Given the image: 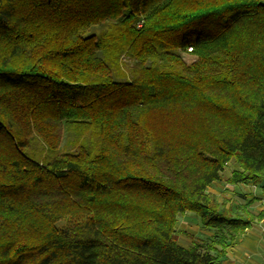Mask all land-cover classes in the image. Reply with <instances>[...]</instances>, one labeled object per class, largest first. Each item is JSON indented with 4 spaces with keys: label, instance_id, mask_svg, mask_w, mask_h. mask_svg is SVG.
Here are the masks:
<instances>
[{
    "label": "trees",
    "instance_id": "1",
    "mask_svg": "<svg viewBox=\"0 0 264 264\" xmlns=\"http://www.w3.org/2000/svg\"><path fill=\"white\" fill-rule=\"evenodd\" d=\"M230 162L264 182V0H0V264H222Z\"/></svg>",
    "mask_w": 264,
    "mask_h": 264
},
{
    "label": "rangeland",
    "instance_id": "2",
    "mask_svg": "<svg viewBox=\"0 0 264 264\" xmlns=\"http://www.w3.org/2000/svg\"><path fill=\"white\" fill-rule=\"evenodd\" d=\"M183 57L187 62H190L194 59V56L187 53H184ZM132 62V59H130L128 56L123 57L124 65H122V71L126 76H129V67L132 65ZM117 76L118 75L116 74V77ZM65 150H72V148L71 146H68ZM235 166L236 165L233 162H230L222 172V179L220 181L214 182L209 187L208 191L213 194L219 201L225 203L226 206L232 204L233 214L244 215V211H240L239 208L241 204H245L246 201L244 200V198L247 199V197H250H244L248 193L247 190L249 188L248 186L244 185H232L228 182V177L231 175L232 169L235 168ZM215 232V230L207 229L203 225L200 217L192 212H187L179 216L176 236L179 242L184 245H190L195 241L204 243L213 238Z\"/></svg>",
    "mask_w": 264,
    "mask_h": 264
},
{
    "label": "crops",
    "instance_id": "3",
    "mask_svg": "<svg viewBox=\"0 0 264 264\" xmlns=\"http://www.w3.org/2000/svg\"><path fill=\"white\" fill-rule=\"evenodd\" d=\"M240 185L248 186V193L244 197H250H243L246 202L239 209L243 211L249 205L248 209L255 220L244 233L237 236L222 259V264H264V182Z\"/></svg>",
    "mask_w": 264,
    "mask_h": 264
},
{
    "label": "built area",
    "instance_id": "4",
    "mask_svg": "<svg viewBox=\"0 0 264 264\" xmlns=\"http://www.w3.org/2000/svg\"><path fill=\"white\" fill-rule=\"evenodd\" d=\"M191 50V48L189 49V51Z\"/></svg>",
    "mask_w": 264,
    "mask_h": 264
}]
</instances>
